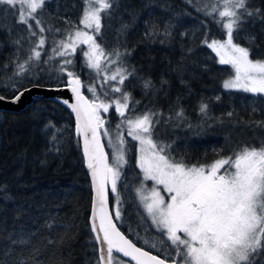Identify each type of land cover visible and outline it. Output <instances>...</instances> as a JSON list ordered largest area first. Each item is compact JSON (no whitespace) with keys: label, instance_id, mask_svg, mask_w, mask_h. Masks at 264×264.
<instances>
[{"label":"snow or ice","instance_id":"6c2138e0","mask_svg":"<svg viewBox=\"0 0 264 264\" xmlns=\"http://www.w3.org/2000/svg\"><path fill=\"white\" fill-rule=\"evenodd\" d=\"M184 2L197 13L212 18L224 34V39L211 40L205 34L201 41L215 53L220 65H228L233 71V75L223 81L222 88L264 97V59L251 58L250 47L237 42L241 38L242 24L259 16L260 9L253 10L249 0ZM46 3L48 0H0V9L10 12L16 23L25 26L27 33L10 41L14 46L10 58L12 76L0 80V88L8 93L0 94V102L19 104L27 93L35 114L44 109V97L31 95L33 90L66 89L71 93V102L60 97L53 100L66 105L74 114L75 133L82 139V152L93 191L89 220L97 244L93 264H264V144L259 147L243 145L208 164H190L183 157L178 159L172 154L171 144L154 137L162 120L164 123L175 121L177 126L185 124L184 108L177 107L167 116L151 109L137 113L135 105L139 102L133 101L131 93L124 87L130 77L137 78L136 69L125 63L124 58L130 52L127 49L123 52L119 49L106 51L97 41L102 20L111 16L114 6L118 7L117 0H83L78 24L66 21L69 26L63 30L43 23L39 13ZM181 15L189 14L172 13L163 29L146 20L148 31L145 35H160L164 37L160 42L164 43L173 35L175 25L172 20L182 23ZM180 35L189 34L181 32ZM255 39L254 35L248 36L250 41ZM25 41L27 48L24 47ZM78 50L81 69L93 73L90 79L94 82L86 83L75 70ZM8 67L5 64L4 71ZM45 72L47 75L42 76ZM139 79L143 90L155 88L150 78ZM48 80H55L63 88L50 86ZM85 89L91 93L92 99L84 94ZM219 99V96L215 97V100ZM110 109L121 118L114 139L106 127L108 120L104 115ZM197 111L202 122L195 128L201 132L205 126L211 128L209 103L202 99ZM129 112L132 114L126 115ZM233 115L232 111L227 113L229 118ZM216 122L223 121L217 118ZM252 123L264 127V121ZM186 126L194 127L191 122ZM49 128L53 129L49 151L59 152L56 147L59 130L50 121L44 131L47 133ZM125 134L137 142L136 167L140 170V179L139 186L132 189L137 208L143 219L149 221L157 235L162 237L159 241L141 238L143 246H137L117 226L123 220V199L117 186L128 163L129 147ZM105 137L113 149L111 163L109 153L105 151ZM147 181L153 182L151 188ZM109 192L113 194L111 207ZM0 193H8L7 185H0ZM48 226L51 227V223ZM15 231L19 235L10 238L9 243L23 244L30 229L20 225ZM122 257L129 259L125 261ZM19 264H25V261L21 260ZM35 264H41L40 260H35Z\"/></svg>","mask_w":264,"mask_h":264},{"label":"trees","instance_id":"16d2710c","mask_svg":"<svg viewBox=\"0 0 264 264\" xmlns=\"http://www.w3.org/2000/svg\"><path fill=\"white\" fill-rule=\"evenodd\" d=\"M117 4L111 16L102 20L97 41L106 51L127 49L130 52L124 58L125 63L136 69L137 78L130 77L124 87L131 93L132 100L139 102L135 105L136 112L151 109L167 116L177 107H183L187 116L185 124L179 126L175 121L164 123L162 120L154 138L171 144L172 154L190 164H208L243 145L264 144V127L252 123L264 121V97L223 89V81L233 75V71L228 65H220L215 53L201 43L205 34L209 40L224 39L212 18L197 13L184 0H117ZM249 6L253 10L260 9V15L245 20L237 42L250 47L251 58L264 59V19L261 18L264 17V0H249ZM82 9L83 0H48L39 15L45 25L63 30L69 26L66 21L78 24ZM172 13L189 14L179 17L180 24L172 20L175 25L172 37L161 43L164 37L145 35L146 20L163 29ZM181 32L189 35L181 36ZM26 35L25 26L1 9L0 80L12 76L10 58L14 46L11 39ZM249 35L256 37L254 42L248 40ZM24 47L28 44L24 43ZM47 48L46 45L45 52ZM5 64L9 65L7 71L3 68ZM75 70L86 83L94 82L90 79L94 74L81 69L79 50ZM139 78H150L155 88L143 90ZM46 82L52 87L62 86L55 80ZM0 94L8 95L2 88ZM84 94L92 99L86 89ZM216 96L220 97L218 101ZM202 99L209 103L212 127L205 126L201 132L195 125L202 122L197 111ZM42 103L44 109L35 114L31 105L19 114L0 112V185L8 187V193H0V264H19L21 260L35 264L37 259L41 264H93L97 257V244L89 222L93 191L81 138L75 133L76 122L72 113L58 103L52 100ZM229 111L234 113L231 118L227 116ZM104 115L108 120L106 127L115 137L121 118L114 109ZM217 118L223 122L217 123ZM49 121L59 130L56 133L59 152L49 151L53 129L44 131ZM187 122L194 127L188 128ZM107 151L111 163L113 154ZM127 160L117 186L123 199V220L118 226L137 246H143L141 238L161 236L143 219L134 199L132 189L139 186L140 179L135 149ZM110 200L112 205L111 192ZM20 225L30 229V233L23 244L11 245L9 240L19 235L15 229Z\"/></svg>","mask_w":264,"mask_h":264},{"label":"water","instance_id":"95a60500","mask_svg":"<svg viewBox=\"0 0 264 264\" xmlns=\"http://www.w3.org/2000/svg\"><path fill=\"white\" fill-rule=\"evenodd\" d=\"M60 88H63V86H60ZM31 95L43 96L44 100H52V101H54L53 98L60 97V98H64V99H69L70 102H71V98H72L71 93L68 90H66V89L60 90V91H43V90H40L39 92H37V90H33V93ZM58 104L60 106H62L63 108H65V109H67V110H69L71 112V110L66 105H63L62 103H58ZM29 106H30V95L26 93L25 97L22 98V100H21V102L19 104H11V103L0 102V109L3 110V111H0V112L21 113L24 110H26ZM72 115L74 117L73 113H72ZM74 119H75V117H74ZM81 142H82V139H81ZM104 146H105V143H104ZM105 151H107L106 146H105ZM85 168H86V171H87V173L89 175V178H90V172H89V170L86 167V160H85ZM109 206L111 207L110 192H109ZM121 256H122V254H121ZM122 259L127 261L129 258H123L122 257ZM133 264H134V262H133Z\"/></svg>","mask_w":264,"mask_h":264},{"label":"rangeland","instance_id":"374dc122","mask_svg":"<svg viewBox=\"0 0 264 264\" xmlns=\"http://www.w3.org/2000/svg\"><path fill=\"white\" fill-rule=\"evenodd\" d=\"M0 10H1V9H0ZM13 20H14V19H12V21H13ZM24 43L27 45V41H25ZM77 52H78V51H77ZM113 67H115V65H114ZM229 91H239V90H229ZM241 92H243V91H241ZM244 93H245V92H244ZM249 94H250V93H249ZM124 138L127 140V142H128V147H129V151H128L127 156L130 155V154H132L133 151H134V149H135V150H136V157H137V147H136L137 142L132 141V139H131L130 137H127V136H125ZM107 139H108L107 137H105V139H104V141H105V145H106V148H107L108 150H111V152H112V154H113V149L109 147V145H108V143H107ZM113 139H114V137H113ZM112 159H113V156H112ZM146 184H147V186H148L149 188H151V187L153 186V182H152V181H147ZM162 194H163V192H162ZM165 198L167 199V197H165ZM149 238H150V239H152V238L154 239L155 236H153V237L149 236Z\"/></svg>","mask_w":264,"mask_h":264},{"label":"flooded vegetation","instance_id":"af4514ba","mask_svg":"<svg viewBox=\"0 0 264 264\" xmlns=\"http://www.w3.org/2000/svg\"><path fill=\"white\" fill-rule=\"evenodd\" d=\"M162 239V237H156V238H154V240H157V241H159V240H161ZM166 243V242H165Z\"/></svg>","mask_w":264,"mask_h":264},{"label":"bare ground","instance_id":"6f19581e","mask_svg":"<svg viewBox=\"0 0 264 264\" xmlns=\"http://www.w3.org/2000/svg\"><path fill=\"white\" fill-rule=\"evenodd\" d=\"M2 113H6V112H2ZM10 114H19V113H10Z\"/></svg>","mask_w":264,"mask_h":264}]
</instances>
